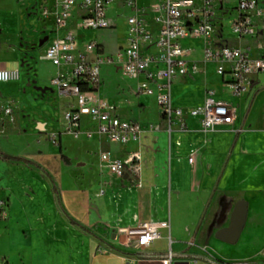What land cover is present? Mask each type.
I'll return each mask as SVG.
<instances>
[{"label":"crops","instance_id":"0c3cea01","mask_svg":"<svg viewBox=\"0 0 264 264\" xmlns=\"http://www.w3.org/2000/svg\"><path fill=\"white\" fill-rule=\"evenodd\" d=\"M232 1L224 0L219 5L221 12L214 29L223 27L224 16L231 11ZM147 2L149 0H141V3ZM122 7L121 3H115L109 11ZM109 11L116 28L115 14ZM74 25L72 19L69 26ZM43 29L46 49L53 38L64 33L56 32L50 22H44ZM37 34L34 32L33 37ZM77 34L80 41L87 40L81 32ZM126 38L127 34L124 42L111 53L106 52L104 44L98 41L103 46L102 54L115 57L125 45ZM201 40L185 38L181 41L188 50V58L198 62L200 71L173 82V103L181 107L201 105L207 90L213 89L216 99L227 101L236 108L233 124L205 131L197 118L189 117L186 128L182 129L176 122L169 129L156 97L138 93L140 79L126 77L122 65L115 61L122 74L131 80L134 95L141 96V109L138 110L141 116L148 115L145 107L152 97L158 108L156 119L145 117L142 120L144 125L130 118L119 110L123 102H117L118 97L104 93L101 73L99 93L117 105L122 118L136 120L145 128L151 124L156 127L146 129L139 141L127 145L104 138L108 149L103 151H110L113 157L124 158L132 151L141 153L140 176L135 178L130 173L123 178L114 176L102 165L100 156L89 171L79 170L75 177L70 174L73 161L65 154L61 158L54 154V159H37L30 154L24 156L35 160L39 168L29 161L0 159V199L8 204L6 216L0 222V235L8 233L15 224L27 223L23 218L30 219L34 214L35 222L42 224L39 234L42 263L39 264H163L169 251L172 264H264V254L256 256V248L249 247L261 226L255 217L264 220V73L252 75L247 90L233 95L225 86L229 76H220L215 63L202 61L204 46L188 45L189 41ZM214 43L240 46L254 58L264 56L263 31L257 36L244 38L220 35L215 37ZM2 59L4 62L0 58V67L20 69L17 61ZM43 61L48 60L44 58ZM48 62L56 71L49 78H43L37 69L39 81L57 91L50 80L58 68ZM118 93L122 92L119 90ZM69 99L64 111L74 101ZM38 130L46 136L55 134L58 140L55 145L61 153L64 152L65 139L75 138L65 132L64 126L59 129L39 124ZM2 132L0 136L6 137ZM81 138L82 144L89 140L85 136L76 139ZM78 165H86V162H78ZM4 171L16 177L21 175L23 181L20 185L13 183L3 187ZM69 179L73 184L66 188ZM136 180L141 184L138 185ZM241 200L246 202V212L238 237L233 240L232 217ZM18 201L23 206L19 207ZM151 220L168 221L169 227L162 228L161 237L148 247L126 246L125 236L116 232L120 227H135ZM0 262L11 264V258L0 254Z\"/></svg>","mask_w":264,"mask_h":264},{"label":"built area","instance_id":"2783aa9c","mask_svg":"<svg viewBox=\"0 0 264 264\" xmlns=\"http://www.w3.org/2000/svg\"><path fill=\"white\" fill-rule=\"evenodd\" d=\"M223 1L41 0V18L52 23L56 32L64 31L53 38L44 58L58 68L50 80L51 85L62 96L74 100L64 111L65 132L75 138L99 136L127 145L139 141L146 129L156 128L153 124L145 128L136 120L122 118L117 105L100 95L101 65L115 61L122 65L126 77L140 79L138 93L156 97L169 129L176 122L182 129L186 128L189 117L197 118L205 131L233 124L236 108L227 101L216 99L213 89L207 90L204 103L198 106H176L172 100L173 82L200 71L198 62L188 58V50L181 44L185 38L205 41L202 61L215 63L220 76H229L225 86L233 95L247 90L252 75L264 73V56L254 58L240 46L214 43V26ZM115 3H121L129 10L126 43L115 57H104L103 46L98 41H80L77 33L79 30L114 28L108 11ZM237 9L232 21L234 35L244 38L264 32V0H238ZM72 19L75 25L70 27ZM20 77L18 67H0V83L15 82ZM0 112L14 120L13 105L2 98ZM51 137L57 144V136L51 134ZM100 158L102 165L114 176L123 178L127 173L135 178L140 176L142 158L139 151H132L124 158L102 151ZM6 210L7 202L0 200V222L6 216ZM168 227V221L151 220L135 227H120L116 232L125 236L126 246L142 249L160 238V230ZM163 264H172L171 251Z\"/></svg>","mask_w":264,"mask_h":264},{"label":"rangeland","instance_id":"374dc122","mask_svg":"<svg viewBox=\"0 0 264 264\" xmlns=\"http://www.w3.org/2000/svg\"><path fill=\"white\" fill-rule=\"evenodd\" d=\"M40 2L41 0H0L1 62H4L2 58L17 61L21 71V77L18 81L0 83V96L14 107L13 121L0 112V132L2 130L4 132L2 133L6 134V137L0 136V159L1 161L8 159L29 161L39 168L40 165L35 160L25 158L26 154L37 159L39 157L54 159V154L61 158L62 154H65L73 161L70 174L71 177H75L79 170L89 171V167L96 162L101 152L108 149V143L99 136L89 138L88 141L84 142L85 144H82L83 138L68 137L64 141V152L61 153L60 148L52 143V137L49 134L46 136L38 130L39 124L48 127L55 126L59 129H63V126L65 128L63 112L70 102L69 98L62 96L58 91L43 85L39 81V73L41 77L49 78L56 71L55 67L48 61H43L47 39L43 31L45 30L43 29L45 21L39 13ZM231 3V11L225 14L223 19L222 28L224 30L221 27H215L214 37L227 36V34L228 36L234 35L232 21L238 13V0H233ZM109 13L115 14L116 28L98 31L79 30V32L87 40L94 38L102 42L106 52L111 53L124 42V37L127 34L126 19L129 10L122 7L117 11L110 10ZM34 32L39 34L33 37ZM188 45L203 47L206 43L204 40L189 41ZM257 47H260L259 42H257ZM108 53L103 54V56L111 57ZM2 64L4 65V63ZM37 69L39 73H37ZM101 73L104 81V93L108 94L109 97H118L119 99L115 98L117 102H123L119 106V110L125 112L130 118L138 120L142 125H144L142 120L145 117L148 120L156 119L158 108L153 97L150 98L145 107L148 115L141 116L138 111L141 109L139 105L141 96L134 95L132 82L122 74L119 64L114 62L103 63ZM119 90L122 92L121 94L118 93ZM8 134L9 138H7ZM39 141L42 143L40 144ZM45 143L46 146H44ZM47 143L50 145L49 147ZM78 162H86V165L79 166ZM3 174H5L3 187L13 183L20 185L23 181L21 175L16 177L15 174L8 171H4ZM66 182L68 184L66 188L72 187L71 179ZM18 202L19 207L23 206L22 202ZM22 208L24 210V207ZM35 218L34 214L30 216V219L25 216L23 221H27V223L15 224L8 233L0 235V254L9 256L11 264L42 263V245L39 241L42 224L35 222ZM255 219L260 222L261 226L256 231L249 247H255L256 256H260L264 254V220L257 216ZM252 263L254 264V262Z\"/></svg>","mask_w":264,"mask_h":264},{"label":"water","instance_id":"95a60500","mask_svg":"<svg viewBox=\"0 0 264 264\" xmlns=\"http://www.w3.org/2000/svg\"><path fill=\"white\" fill-rule=\"evenodd\" d=\"M245 212H246V202L241 200L237 203V207L232 217L231 230L234 232L233 240L237 239L238 234L242 228V222Z\"/></svg>","mask_w":264,"mask_h":264}]
</instances>
